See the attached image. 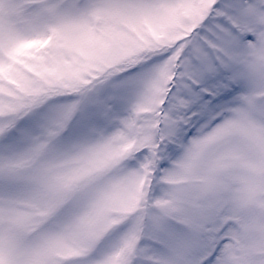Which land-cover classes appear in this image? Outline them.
<instances>
[{"label":"snow or ice","instance_id":"snow-or-ice-1","mask_svg":"<svg viewBox=\"0 0 264 264\" xmlns=\"http://www.w3.org/2000/svg\"><path fill=\"white\" fill-rule=\"evenodd\" d=\"M0 264H264V0H0Z\"/></svg>","mask_w":264,"mask_h":264}]
</instances>
